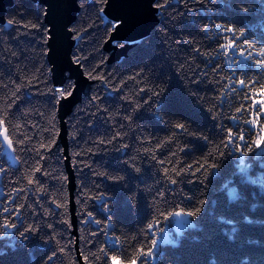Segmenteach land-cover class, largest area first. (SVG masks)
Masks as SVG:
<instances>
[{
  "label": "trees",
  "instance_id": "obj_1",
  "mask_svg": "<svg viewBox=\"0 0 264 264\" xmlns=\"http://www.w3.org/2000/svg\"><path fill=\"white\" fill-rule=\"evenodd\" d=\"M94 3L95 0H87L86 7L90 13ZM170 4L171 7L158 16L159 23L156 26L160 28L163 24L169 29L167 42L163 35L151 31L146 38L136 43L139 47L128 46L117 59H111V53L105 51V44L109 40L105 32V25L109 21L107 17L103 20L95 15L84 17L85 26H92L88 27L83 40L75 41L73 49L77 55L88 57L85 67L81 68L84 76L86 70L99 65V74H111L112 84L119 85L120 80H125L127 86L119 92H112L111 85L105 87L100 81L89 80L93 83L89 95L80 101L66 119L68 154L76 186V236L70 213L64 151L58 144V104L52 99L53 92L50 91L56 87L52 75L47 71L50 66L47 56L43 55L39 35L35 32L24 34L28 30L20 27L32 20L37 12L43 18L44 8L30 0H13L12 7L7 9L5 24L0 26V85L8 84L9 88H14L15 82L24 87L20 99L13 106L16 118L6 125L11 139L17 141L15 153L7 148L0 136V167L6 169L5 173H0V264H46L47 256L58 247H64L65 250L57 254L52 264H79L78 257L83 262L81 252L84 255L97 253L101 247L111 255L126 259L134 254L136 248L150 246L151 238L164 241L165 235L175 242L155 247L154 258H148L147 264H216L217 260L232 258L229 247H223V250L217 247L223 245L226 239L223 233L229 231L230 225L219 221L217 228L221 238L210 242L211 225L216 222L212 213L218 205H236L255 222L248 238L257 243L243 245L242 241H238V244L244 246L245 250L254 249L252 259L259 264L261 222L264 221V200L261 199V192H264V167H261L264 163V150L259 153L257 149L256 154H250V157H240L235 153L220 168L213 170L207 179L203 175L196 179L190 174L176 177L171 169L174 166L178 170L194 161H202L224 135L220 125L231 127L237 132L242 128L246 138L249 136L248 127L243 121L251 118L248 114L253 110L251 100L255 98L259 101L261 97H253L250 88H245L239 94L234 93L231 88L238 86L228 78L233 77L234 73L233 81L247 78L264 83V71L250 61L245 62L232 51L227 56L219 53L218 41L224 42L219 39L223 33H217L214 25L226 26L232 23L245 33V38L239 41L242 47L246 48L247 44L252 43L259 48L264 44V0H243L239 5L236 0H170ZM244 7L249 11L245 13L238 10ZM189 8L191 12H188ZM21 15L24 16L23 20L20 19ZM82 16L83 13L78 12L77 20ZM8 19H15L19 23L9 26ZM204 25L209 26L207 34L201 31ZM160 31L162 33L163 29ZM233 58L240 63H233ZM217 65L220 68L213 71ZM38 68H43L44 76L40 80L46 83L33 79V76H39L36 71ZM141 70L143 77L140 84L128 79ZM194 79L199 83H191ZM63 87L71 90L69 81ZM140 87L165 89L164 96L168 97L171 106L166 105L165 110L160 111L155 103L160 99L158 97H152L149 104H143L141 97L148 100L151 91L136 95ZM245 94H248L249 99L245 100ZM6 95L10 96L11 92L0 87V107L4 106ZM93 95L100 96L104 102L90 103ZM122 97L140 102L141 110L133 113L135 105L130 106L128 100ZM95 104H100L101 108L108 107L109 112L97 113ZM242 104L247 111L236 113L235 108ZM209 109H212V113H209ZM254 110L260 112L258 104ZM213 114L217 116L216 120L212 119ZM125 115H132V120H125ZM230 116H236L237 119L231 120ZM177 122L183 123L192 135L174 129L172 125ZM17 123L21 124L19 129L14 127ZM121 125L124 127L121 128ZM116 132H120L123 138L113 144L97 143L101 139H111ZM22 133L32 137L30 142H26L28 149L37 148L40 142L47 143L55 139L50 152L42 150L45 159L40 164L44 172L50 175L37 174L44 184L41 193L31 187L23 195L12 191L14 187H25L26 182L21 177L37 166L38 157L34 151L20 150L19 139L23 138ZM201 136H207L211 143L201 139ZM161 142L164 143L157 148L156 145ZM122 144L129 147L122 148ZM145 147L155 151L157 160L165 161L163 167L170 169V175L178 181L176 185H171L163 178L162 166L157 160L151 159V152L146 153ZM136 168L140 171L136 172ZM100 172L124 177L115 186L120 210L108 219L107 235L101 231L103 224L97 226L92 222L81 223L86 218V211L93 209L96 210V218L107 219L99 202L88 199L96 195L97 191H105L112 183L100 177ZM18 180L21 182L15 183ZM97 184L100 186L98 190ZM230 187H235L233 199L228 196ZM157 191H165L167 203L157 197ZM243 193H247V200L240 204ZM9 195L15 203L7 199ZM108 195L113 193L110 191ZM38 198L43 204L42 208L35 204ZM53 200L62 203L64 207L56 209ZM199 200L205 201L202 217L199 220L188 217L191 225L180 235L173 231L174 217L165 221L159 216L158 210L183 208L190 211L200 206ZM19 204L32 205L36 208L37 216H29L28 208L20 213V220H15L13 213L11 218L17 225L22 221L31 223L33 219L39 220L41 215H47L44 223H52L50 234L56 236L59 245L55 241L44 243L48 239L45 233L50 231L46 226L39 236H32L22 243L15 230L3 228L5 217L9 215L3 209H14ZM154 218H158L159 223L152 232H147V225ZM64 220H68L71 227L64 224ZM160 228H163V232L159 231ZM5 231L8 235L4 234ZM92 232H96V236H92ZM114 236L120 237L119 245L112 239ZM139 264H145L143 258Z\"/></svg>",
  "mask_w": 264,
  "mask_h": 264
},
{
  "label": "snow or ice",
  "instance_id": "obj_2",
  "mask_svg": "<svg viewBox=\"0 0 264 264\" xmlns=\"http://www.w3.org/2000/svg\"><path fill=\"white\" fill-rule=\"evenodd\" d=\"M87 0H49L45 4L42 16L39 12H37L33 19L20 25V27L27 29L28 32L24 34H31L35 32L39 35L40 46L44 49L43 55L49 56L56 55L58 51V47L61 44L67 43L68 41H77L83 40L84 36L88 32V27L92 25L85 26V19L84 17H89L91 15H95L98 19L103 20V18L108 15V9L113 8L115 4H118V0H95V3L91 6L92 11L89 12V8L86 7ZM237 5L243 3V0H236ZM171 7L170 0H148V9L149 14L151 16V23L150 28L153 32L157 34H161L165 37V42H167V36L169 29L164 27L163 24L160 25V28L156 27V24L159 23L155 20L156 16L162 15L165 10ZM188 12H191L192 9H187ZM242 10L245 13L249 11L247 7H244ZM82 12L83 16L77 20L75 13ZM51 17V18H50ZM21 20L24 19V16L21 15ZM19 22L15 19H8L7 24L9 26L13 24H18ZM148 23L146 18L132 16L127 13H122L117 10L112 16L111 20L105 25V32L107 38L115 45L117 48H126L128 47V41L131 40L133 46L139 47L136 44V41L131 37L125 35L126 32L135 29L136 27ZM217 33L223 34H230V35H223L219 37L224 42L220 43L218 41L217 51L222 53L224 56H227L230 51L234 52L237 56L242 57L245 62L250 61L251 64L256 65L262 71H264V44H261L259 48H257L254 44L249 43L245 47H242L239 43L241 39L245 38V33L243 31H239V29L235 28L232 23L228 25H214ZM163 29L161 33L160 29ZM201 31L207 34L209 32V26L204 25L201 28ZM146 34V33H144ZM142 44V42H141ZM69 50L71 49V45H68ZM82 52V50H80ZM194 51H198V49H194ZM15 55V53H12ZM204 55V53H201ZM68 52H65V58H67ZM88 60L87 56L83 54L77 55L76 52H72L70 61H67L69 64V70H71V65H76L78 68H84L85 62ZM233 63L239 64L240 61L233 58ZM220 68V65H217L213 71H217ZM36 71L39 73V76H33V79L38 82H45L41 81L40 77L44 76L43 68H38ZM48 73L51 74L55 71L54 68L47 69ZM100 68L99 65L96 67L91 68V70L85 71V78L87 80L93 81H100L105 87L111 85L112 92H119L122 90L123 87L127 86V82L125 80H120L119 85L112 84V77L111 74L107 76L99 74ZM233 73V77H234ZM143 77V70L136 72L134 76L128 77L129 80H134L137 84L142 82L141 78ZM233 77H229L230 82H234L235 85L238 87H232L231 91L236 94H239L240 91H243L245 88H250V92L252 96L255 97L259 95L261 99L258 101L255 98L251 100V105L253 110L248 114L251 116L250 119H245L243 124L248 127L249 136L246 138L244 134V129H240V131H235L233 128L228 127L225 128L223 125H220L221 131L224 133L223 136L220 137L219 143L215 145L213 151L208 152L202 159V161H194L193 164H188L186 166H181L178 170L173 166L171 171L175 173L176 177L188 176L189 174L191 177L199 179L201 175L204 176L205 179L209 175L212 174L213 170L220 168V166L225 162L226 159L231 158L234 156L235 153H238L240 157H250L251 155L256 154V150H264V83H260L259 81H252L250 79H238L233 81ZM223 79V77H222ZM69 80V88H65L63 86L56 87L51 89L50 91L53 92L52 99L55 100L57 104L60 103L61 100H65L73 95V91L75 89V84L71 83V78ZM31 80L29 81V86H31ZM63 84V81L61 82ZM191 83L197 84L199 81L192 80ZM14 88H9L8 84L0 85L4 89H8L11 92L10 96L4 97V106L0 107V136L3 137V141L6 144L7 148L15 153L17 149V141L11 139L9 135V130L6 127L11 120L16 118L13 114V106L16 102L20 99V93L24 85L15 83ZM224 87H228L225 85ZM151 91V96L148 100H141L143 104H149V101L152 97L160 98L155 103L157 104L160 111L165 110V106H171V102L168 100V97L164 96L165 89L160 88L159 90L155 89H148L145 87H140L136 95L140 93ZM122 99H127L129 105H135L132 109L133 113L138 112L142 108V104L135 100L129 99L127 97H122ZM249 99L248 94H245V100ZM100 101L103 103L104 101L98 95H93L91 98L90 103ZM259 105L260 112L255 111L256 105ZM97 113H105L109 112L108 107H100V104H95ZM151 106V105H150ZM209 113H212V109L208 110ZM242 111H247L245 105H240L239 107L235 108L236 113H241ZM93 116L96 113H92ZM125 120L131 121L132 115H125ZM212 119L216 120L217 116L215 114L212 115ZM229 119L236 120V116H230ZM16 129L21 127V124L17 123L14 125ZM124 125H121L123 128ZM172 127L176 130H180L181 132H186L189 135L192 133L188 132V129L185 127L183 123H175ZM254 132V134H253ZM23 138L19 139V145L21 146V151H34L38 159L36 160V167L32 168L31 171L21 177V180L26 182L25 187L12 189L13 193L18 195H23L26 193L29 187L35 188L37 193H41L44 191V184L39 179L37 174H43L45 176L50 175L47 172H44L43 167L41 166L40 162L45 159V155L43 152H50L53 145L55 144V139L51 140V142H40L37 148L28 149L26 146V142H30L32 137L27 136V134L22 133ZM123 137L121 136L120 132H116L111 139L108 140H98V144H113L114 141L120 140ZM201 139L211 143L207 136H201ZM143 143V141H142ZM164 142L157 144L156 147L160 148ZM122 148H128L129 145L122 144ZM43 150V152H42ZM119 151L120 149H116ZM90 151V150H89ZM146 153L151 152V159L157 160V156L155 151L149 149L148 147L144 148ZM174 156L175 153H172ZM128 164V161L124 162ZM157 163L162 166V174L163 178L168 181L171 185H176L178 183L177 179L170 175V169L168 167H163L165 161L157 160ZM171 163V161H169ZM243 163V161H241ZM131 166V165H129ZM261 167H264V163H262ZM136 172H139L140 169L136 168ZM6 169L0 167V173H5ZM95 174V173H94ZM100 177H103L107 180H110L112 183L105 188V191L100 192L97 191L96 195L89 196V200H96L99 202L100 207L103 210V213L107 217V219L101 220L96 218L94 215L95 209L87 210L85 213V219L81 221L82 224L84 223H95L97 226L103 224L104 228L101 229L107 235V228H108V219H110L113 215H115L119 210V196L115 194V186L119 185L120 182L124 180V177L121 175H109L107 172H100L98 173ZM21 180L15 181V183H20ZM191 182V181H189ZM99 184L96 185V189H99ZM112 192L113 195H108L109 192ZM157 197L164 203H167V198L165 196V191H157ZM8 200L15 203L12 199V196L7 197ZM155 199V197H154ZM261 199L264 200V192H261ZM247 200V193H243L240 197L239 203L243 204ZM55 204L56 209H60L64 207L62 203H56L55 200L52 201ZM79 203V201H78ZM35 204L39 207H43L40 199L38 198L35 201ZM198 204L200 206L194 207L192 210H185L183 208H177L173 211H160L158 210L159 216L163 217L165 221H167L170 217H190L195 220H199L203 215V206L205 205L204 200H199ZM29 209V216L36 217L37 211L32 205L27 204H19L14 209H9L5 207L3 209L4 213H8L9 215L5 217V222L3 224V228L5 230L12 229L15 230V233H18L20 242L29 240L32 236H39L41 232L44 230L45 226L47 227L49 233H45L48 236V239H45L44 243L49 244L51 241H55L57 245H59V241L56 240V236L50 234L53 230L52 223H44L47 220V215H41L39 220L33 219L31 223H24L23 221L17 225L15 220H20L21 216L20 213L25 209ZM15 213V220L11 218L12 214ZM52 214V213H49ZM216 222L211 225V233H210V242L212 240L220 239V234L218 232L217 223L219 221H223V223L230 225L229 231L223 233V237L226 239L223 240V245H218V249L223 250V247H229L231 251V259L220 261L217 260L216 264H256V261L252 259V255L254 254V249L248 248L245 250L244 246L239 245L238 241H242L243 245H253L256 244L257 241L249 239L248 233L252 226L255 224L253 220H250L248 216L240 211V208L236 205L233 206H224L218 205L216 209L213 210L212 213ZM64 224H67L71 227L68 220L63 221ZM159 223L158 218H154L151 223L147 225V232H152L154 228L157 227ZM261 237L260 243L261 247L259 248V253L261 259L259 260V264H264V221L261 222ZM159 231L163 232V228H160ZM5 235H8V232L5 231ZM96 232H92V236H96ZM114 242L119 245L120 237L114 236L112 238ZM91 243V241H88ZM157 245V240L155 238H151V244L147 248L144 246L138 247L135 249L134 254H132L129 258L121 259L117 255L109 254V251H106L104 247L98 249L97 253L90 252L88 255H84L83 252L80 253L84 264H97V262H105V264H139L141 259H144L145 264H147L148 258H154V249ZM64 247H58L55 250L51 251V255L47 256L46 264H52V261L57 257L58 253L64 252ZM246 257V258H243Z\"/></svg>",
  "mask_w": 264,
  "mask_h": 264
},
{
  "label": "water",
  "instance_id": "obj_3",
  "mask_svg": "<svg viewBox=\"0 0 264 264\" xmlns=\"http://www.w3.org/2000/svg\"><path fill=\"white\" fill-rule=\"evenodd\" d=\"M32 2L38 3L43 8L49 0H30ZM13 5V0H0V26L5 24V14L7 9L11 8ZM119 10L122 13H127L132 16H138L146 18L148 23L142 24L135 29L128 31L125 35L131 37L137 42L146 38L152 31L150 28L151 16L148 9V0H118V4H115L113 8H109L108 15H106L108 20H111V16ZM78 12L75 13V16ZM51 18V17H50ZM155 20L158 21V16L155 17ZM158 24V23H157ZM156 24V26H157ZM146 33V34H144ZM128 46H132L131 40L128 42ZM71 45L69 50L68 45ZM75 46V41H68L67 43L61 44L58 47L56 55L47 56L48 63L50 68H54L55 71L51 73L52 81L55 87L63 86L66 81H69L68 78H71V82L75 84V89L73 95L65 100H61L58 104V119H59V138L58 144L62 147L65 157V167L66 173L68 176V191L70 196V213L72 217V225L74 228V234L76 236L77 221L75 217V205H74V192H75V177L73 170L70 164V158L68 154V140H67V128H66V119L71 115L73 109L80 103V101L87 97L90 93L92 82L87 80L84 76V73L81 68H78L76 65H71V70H69V64L67 61H70L71 54ZM127 48V47H126ZM126 48H117L115 45L108 40L105 44L106 53H111V59H117L121 57ZM68 52L67 58H65V52ZM63 81V84L61 83ZM12 154V152L10 151ZM79 264H83L80 257H78Z\"/></svg>",
  "mask_w": 264,
  "mask_h": 264
},
{
  "label": "rangeland",
  "instance_id": "obj_4",
  "mask_svg": "<svg viewBox=\"0 0 264 264\" xmlns=\"http://www.w3.org/2000/svg\"><path fill=\"white\" fill-rule=\"evenodd\" d=\"M259 153H263V150H258ZM228 196L230 199H233L235 197V187H230L228 189ZM191 225V222L189 221L187 216L180 217V218H173V231L176 233V235L182 234L184 230L187 229L188 226ZM175 242L172 238L170 239L168 235L164 236V241H157L156 248L158 247L159 244L162 243H173Z\"/></svg>",
  "mask_w": 264,
  "mask_h": 264
}]
</instances>
